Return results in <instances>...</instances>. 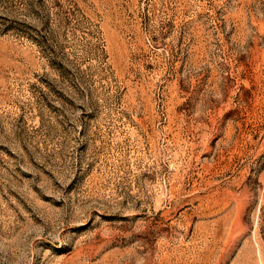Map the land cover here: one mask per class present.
I'll list each match as a JSON object with an SVG mask.
<instances>
[{"label":"rangeland","instance_id":"374dc122","mask_svg":"<svg viewBox=\"0 0 264 264\" xmlns=\"http://www.w3.org/2000/svg\"><path fill=\"white\" fill-rule=\"evenodd\" d=\"M0 264H264V0H0Z\"/></svg>","mask_w":264,"mask_h":264}]
</instances>
